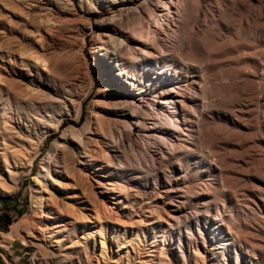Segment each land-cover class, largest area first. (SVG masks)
<instances>
[{"label": "rangeland", "instance_id": "1", "mask_svg": "<svg viewBox=\"0 0 264 264\" xmlns=\"http://www.w3.org/2000/svg\"><path fill=\"white\" fill-rule=\"evenodd\" d=\"M74 1L0 0V200L21 206L12 224L34 221L33 179L50 156L45 196L59 217L48 220L53 239L35 226L34 235L24 228L27 239L9 241L26 254L18 264L35 253L42 264H264V0H184V15L174 12L178 24L159 46L147 24L141 34L144 10L112 24L125 39L124 75L143 91L131 108L117 101L118 88L98 94L88 24L105 12L90 2L108 0ZM69 42H79L94 83L81 115L44 135L36 116L70 106L80 74L37 59L49 62ZM91 117L88 146L53 147ZM85 154L92 169L80 164ZM100 172L119 183L123 200L109 212L115 193L101 191Z\"/></svg>", "mask_w": 264, "mask_h": 264}, {"label": "bare ground", "instance_id": "2", "mask_svg": "<svg viewBox=\"0 0 264 264\" xmlns=\"http://www.w3.org/2000/svg\"><path fill=\"white\" fill-rule=\"evenodd\" d=\"M64 2L70 8H74L75 6L74 0H64ZM80 2L82 3V0H80ZM90 3L96 12H99L98 8L100 7H102L105 12L104 13L105 18H103L100 24L91 23V22L88 24V29L93 31L95 34L94 36L95 46H93V49H94V54L96 55H94L93 57L94 63L101 70V89L98 91V94L101 95L106 93V91L108 90H113V89L117 90L118 88L119 92H118L117 101L121 103V105L130 108L134 106H139L136 103L137 101L136 98L137 96H140L143 91L136 89L137 84L135 83V81L126 78L124 75L123 67H125L126 62L123 59H120V52H121V47L124 46L125 44V39H123L121 33H118L111 25L117 23L118 21H124L126 18L134 16L137 12H142V10H144L148 17H146L145 15H142L140 17L139 29L141 31V34L145 36L146 34L145 30L147 24L148 35L151 38V41L155 46H159L161 36L162 35L168 36L171 32H173V25L176 26L178 24L175 15H173L174 12L176 11L178 14L184 15V11L181 10L185 4L184 0H157L156 4H152L150 0H108L105 3L98 5L95 4L93 1H91ZM173 7L175 8V10H172ZM159 10L162 12H159ZM164 12H166V14H159ZM151 19L157 21V25L154 26V28H152L153 25H151L150 23ZM78 43L77 42L67 43L66 48L68 49V51L62 54H55L54 56L50 57L49 62L45 60L37 59L42 63L43 67H46L47 64L54 65L58 62L60 63L61 61H64L66 63L67 68L71 72L80 74L78 79L79 80L78 84L71 86L69 89L68 95L71 98L70 106H67L65 104L66 107L60 110V113L47 111L51 114L47 116H36L35 118L36 126H40L43 128L44 135H49L52 128H59L62 125V122L63 123L65 122L64 121L65 118L67 119L66 116H69L70 119L72 117H79L81 115V112H83L81 110V105L83 101L87 97L88 93L91 94V89L94 83L91 67L88 61L86 60L87 58L85 59L83 51L81 50L75 51V48L77 47ZM148 119L151 120L152 118L149 117ZM20 122H23L22 117L20 118ZM139 122L141 123L138 126L139 128H141L142 125L144 129H147V123L145 121L139 120ZM178 122L179 120L176 118V120H174V124H177ZM122 123L125 125V127L129 129H132L133 127L132 126L133 123H131L130 120H128V117L123 118ZM53 125L56 127H54ZM95 125L97 124L95 123L94 117L87 119L85 127H83L81 131H76L74 133L73 138H71L70 135V131L72 130H70L69 129L70 127H68L67 129L69 130L62 132L63 134L62 140L55 142L53 147H55L56 150L83 149L84 147L88 146V142L91 140V138H89V135L94 132ZM94 140L98 141V139L97 140L94 139ZM91 153L95 154L94 151H91ZM71 155L74 156V154ZM78 156H80L79 157L80 164L83 165L84 167L92 169V167L95 166L93 162L94 159L90 155L85 154L83 156L81 155ZM101 169L102 167L99 166L96 167V170H101ZM51 171H52V158L49 156L41 164L39 173L33 179L34 184L32 188V193L34 195V203H33L34 221H29L28 219H22L16 222L15 224H12L10 227V231L4 234V240L15 242L18 239H22V238L27 239V236H24L22 233L23 229L28 228V230H30L28 232L30 234H33L32 232L34 230L32 231V229L35 226H40V228H42L44 232L49 231V235L46 237L50 239L54 238L55 233L58 231L55 230L54 225H50L48 223V220H59V217L53 215L52 211L49 209L48 199L45 196V191L48 187V179L49 178L53 179ZM11 173L14 174L13 171H11ZM109 176L110 173L105 174L104 172L97 173L96 175L97 183L102 189L101 190L102 192L106 191V193L107 192L115 193L110 196V198L112 199V203H111L112 207L106 205L107 212H109L110 208L115 209V206L113 205H119L123 202L121 195L116 192L119 183H117L114 180L107 181V178ZM80 203H83V201ZM85 219H87V217ZM90 221H91L90 219L89 220L87 219L85 223H88ZM62 224L65 225V223ZM37 238L39 239V237ZM66 240L67 238L64 236L60 240L55 239L53 242L60 243ZM6 241H0V249L9 251L12 248V243H8ZM103 247L105 248V243H103ZM33 260L37 264L36 257H34Z\"/></svg>", "mask_w": 264, "mask_h": 264}, {"label": "crops", "instance_id": "3", "mask_svg": "<svg viewBox=\"0 0 264 264\" xmlns=\"http://www.w3.org/2000/svg\"><path fill=\"white\" fill-rule=\"evenodd\" d=\"M20 215H21V206L18 203L16 204L15 202L0 200V233L1 235L4 236V234H6L2 231L7 229L8 227H11L12 222H14L16 218H19ZM9 221L11 222V224L8 223ZM0 241H6V240H4L3 238ZM6 242L9 243V241H6ZM11 249L12 250H9V251H6V250L0 251V264H18L20 263L22 258L25 257L26 255L24 250L15 249V246L13 243H12Z\"/></svg>", "mask_w": 264, "mask_h": 264}, {"label": "built area", "instance_id": "4", "mask_svg": "<svg viewBox=\"0 0 264 264\" xmlns=\"http://www.w3.org/2000/svg\"><path fill=\"white\" fill-rule=\"evenodd\" d=\"M0 236H1V233H0ZM0 251H4V250H2V249H0ZM36 254V253H35ZM34 254V255H35ZM34 255H32V257L29 259V264H36L35 262H34ZM37 261H38V264H42V262H41V259L39 260V259H37Z\"/></svg>", "mask_w": 264, "mask_h": 264}, {"label": "trees", "instance_id": "5", "mask_svg": "<svg viewBox=\"0 0 264 264\" xmlns=\"http://www.w3.org/2000/svg\"><path fill=\"white\" fill-rule=\"evenodd\" d=\"M8 223H9V224H11V222H10V221H9Z\"/></svg>", "mask_w": 264, "mask_h": 264}]
</instances>
